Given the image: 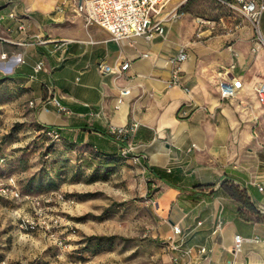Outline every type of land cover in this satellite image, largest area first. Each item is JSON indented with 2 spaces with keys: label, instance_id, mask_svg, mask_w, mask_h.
I'll return each instance as SVG.
<instances>
[{
  "label": "crops",
  "instance_id": "0c3cea01",
  "mask_svg": "<svg viewBox=\"0 0 264 264\" xmlns=\"http://www.w3.org/2000/svg\"><path fill=\"white\" fill-rule=\"evenodd\" d=\"M62 1L0 0L6 105L26 110L21 120L55 128L57 144L118 157L121 170L141 174L155 187V212L166 220L159 232L171 235L179 225L178 242L205 245L208 264H264V105L255 91L264 81V11L257 29L248 18H221L213 33L205 28L196 36L195 20L182 12L164 21L162 35L116 41L86 24L71 0ZM184 1L170 0L160 16ZM10 11L17 16L8 17ZM180 49L186 58L179 83L168 85V59ZM125 61L119 73L98 69L100 62ZM219 77L234 83L233 96L220 95ZM123 87L129 94L118 104ZM53 98L67 110L59 111ZM133 120L137 128L122 143L130 150L122 154L108 126ZM223 181L244 189L253 209L223 193ZM236 234L242 242L234 250ZM166 240L160 264H173L178 252ZM178 264L203 262L194 250Z\"/></svg>",
  "mask_w": 264,
  "mask_h": 264
},
{
  "label": "rangeland",
  "instance_id": "374dc122",
  "mask_svg": "<svg viewBox=\"0 0 264 264\" xmlns=\"http://www.w3.org/2000/svg\"><path fill=\"white\" fill-rule=\"evenodd\" d=\"M182 12L211 33L247 18L236 0H192ZM7 99L0 88V179L14 176L23 196L0 195V264H160L168 235L155 187L147 193L149 181L118 158L57 144Z\"/></svg>",
  "mask_w": 264,
  "mask_h": 264
},
{
  "label": "built area",
  "instance_id": "2783aa9c",
  "mask_svg": "<svg viewBox=\"0 0 264 264\" xmlns=\"http://www.w3.org/2000/svg\"><path fill=\"white\" fill-rule=\"evenodd\" d=\"M170 0H71L73 9L82 15L86 24H96L105 29L110 37L116 41L122 40L132 36H143L151 38L154 34L162 35L165 31L164 21L174 20L180 14L179 7L169 10L163 16H160L164 7ZM239 4L242 13L252 22L255 29H257V22L259 15L264 11V4L257 5L254 0H236ZM66 0L62 1V5ZM61 7L58 6V9ZM8 17L17 16L16 13L10 11ZM221 19V18H220ZM207 20L196 19V36H200L204 30V25ZM17 28L23 30L25 25L23 22L17 25ZM6 56L5 53H0V59ZM186 58V52L180 49L176 55L170 57L168 62L173 64L171 78L168 85H175L179 83V64ZM127 61L118 64L117 66L109 65L104 62L98 64V69L103 72H121L128 67ZM41 68V63L35 66V70ZM220 95L223 98L231 97L235 93V85L226 78L219 77L217 80ZM187 90V88H185ZM255 91L262 105H264V81H260L255 85ZM129 94V89L123 87L120 89L117 103H121L124 96ZM55 104L59 111H66L67 109L61 105L56 99ZM34 101H29V105L33 106ZM135 120L123 125H109L108 132L117 140L120 152L126 154L130 149L123 145L129 135L137 128ZM45 133L50 139H58V131L49 127L45 129ZM3 158H0L2 160ZM261 189V187H260ZM0 195L10 196L15 199H21L23 194L20 192L17 179L14 176H9L6 179H0ZM28 197V195H24ZM181 234V228L177 224L172 225V234L168 235L167 243L170 249L177 250L178 254L173 256V264H178L182 257L188 256L196 251V254L202 259L203 264H208L207 247L205 245H190L182 247L178 242L177 236ZM242 238L239 234L234 236L233 249H239Z\"/></svg>",
  "mask_w": 264,
  "mask_h": 264
},
{
  "label": "trees",
  "instance_id": "16d2710c",
  "mask_svg": "<svg viewBox=\"0 0 264 264\" xmlns=\"http://www.w3.org/2000/svg\"><path fill=\"white\" fill-rule=\"evenodd\" d=\"M192 0H186L185 3L183 5H180L179 7V11L182 12V8L186 7ZM40 130H42L43 134L46 137H49L46 133H45V129L49 128V126H43V125H36ZM59 134V132H58ZM59 138H60V134H59ZM58 139H52V141H58ZM97 151V150H96ZM99 152V151H98ZM100 153V152H99ZM102 154V153H101ZM103 155V154H102ZM103 157H106L103 155ZM3 158V157H0ZM108 159H116L118 157H106ZM149 183H147V193L150 192L149 191ZM219 189L225 193L227 196H229L230 198H232L233 200H235L241 207L246 208L248 210H252L253 209V205L246 193V191L242 188H239V186H237L236 184L232 183V182H227V181H223L220 186Z\"/></svg>",
  "mask_w": 264,
  "mask_h": 264
}]
</instances>
